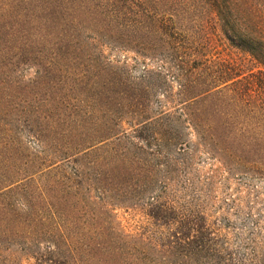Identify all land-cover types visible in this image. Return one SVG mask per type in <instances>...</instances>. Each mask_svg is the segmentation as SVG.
I'll list each match as a JSON object with an SVG mask.
<instances>
[{
	"label": "rangeland",
	"instance_id": "1",
	"mask_svg": "<svg viewBox=\"0 0 264 264\" xmlns=\"http://www.w3.org/2000/svg\"><path fill=\"white\" fill-rule=\"evenodd\" d=\"M0 264H264V69L205 0H0Z\"/></svg>",
	"mask_w": 264,
	"mask_h": 264
},
{
	"label": "trees",
	"instance_id": "2",
	"mask_svg": "<svg viewBox=\"0 0 264 264\" xmlns=\"http://www.w3.org/2000/svg\"><path fill=\"white\" fill-rule=\"evenodd\" d=\"M205 1L215 10L220 32L228 44L264 69V0ZM238 77V65L230 61L226 73L212 77V81L233 84Z\"/></svg>",
	"mask_w": 264,
	"mask_h": 264
}]
</instances>
